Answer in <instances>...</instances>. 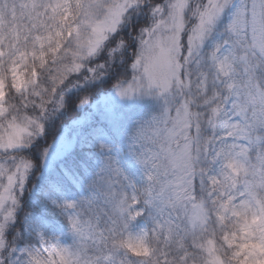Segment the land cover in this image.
<instances>
[{
    "label": "snow or ice",
    "instance_id": "1",
    "mask_svg": "<svg viewBox=\"0 0 264 264\" xmlns=\"http://www.w3.org/2000/svg\"><path fill=\"white\" fill-rule=\"evenodd\" d=\"M0 264H264V0H0Z\"/></svg>",
    "mask_w": 264,
    "mask_h": 264
},
{
    "label": "trees",
    "instance_id": "2",
    "mask_svg": "<svg viewBox=\"0 0 264 264\" xmlns=\"http://www.w3.org/2000/svg\"><path fill=\"white\" fill-rule=\"evenodd\" d=\"M101 84L103 85V89H100L99 92L100 95H103L104 91L109 88V83L107 80H105L102 81ZM97 90L98 86L93 85L91 91L93 93L94 99L99 98V96L95 94ZM88 91L89 89L86 87L85 89L81 90L80 94H85ZM132 103V108L127 113L129 120L138 117L144 110L145 105L150 104L152 102L146 100H139V102ZM81 114V111L75 107L74 103L71 100H69L67 110L64 113L60 114L58 117L53 118L51 122L47 124L46 134L44 137L38 140L37 146L39 148L52 146L54 145V141H56L57 138L61 136L62 132H64L66 128H68L67 133L72 130H76L74 128H70L69 126L71 125L72 120L76 117H79Z\"/></svg>",
    "mask_w": 264,
    "mask_h": 264
},
{
    "label": "rangeland",
    "instance_id": "3",
    "mask_svg": "<svg viewBox=\"0 0 264 264\" xmlns=\"http://www.w3.org/2000/svg\"><path fill=\"white\" fill-rule=\"evenodd\" d=\"M132 102H139V100H135V101H131V102H129L131 105L133 104ZM75 132H76V130H72V131H70L69 133H67V136L70 138V139H72V138H74V136H75ZM61 137V136H60ZM59 138V137H58ZM52 151L53 152H56V151H58V149L55 147V146H53V149H52ZM77 154L76 153H73V154H70V155H68L63 161H61V163H63L66 167H68V168H72L74 165H75V163H76V160L74 159V157L76 156Z\"/></svg>",
    "mask_w": 264,
    "mask_h": 264
}]
</instances>
